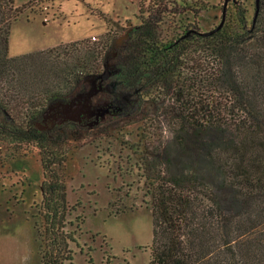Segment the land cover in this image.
Listing matches in <instances>:
<instances>
[{"label": "trees", "instance_id": "1", "mask_svg": "<svg viewBox=\"0 0 264 264\" xmlns=\"http://www.w3.org/2000/svg\"><path fill=\"white\" fill-rule=\"evenodd\" d=\"M14 1L0 0V144L38 148L49 236L41 264L72 261L73 240L62 231L58 147L144 115L145 104L162 103L161 95L173 98L181 124L173 148L151 150L142 161L153 219L150 264H264V0L249 24L245 7L234 1L238 29L223 25L209 35L197 22L206 5L141 0L139 23L125 28L116 49L117 38L106 35L9 57L11 25L34 2L16 8ZM188 12L193 23L168 36ZM105 64L106 84L93 101L115 110L91 129L67 122L40 130L48 105L87 91L85 78Z\"/></svg>", "mask_w": 264, "mask_h": 264}, {"label": "rangeland", "instance_id": "2", "mask_svg": "<svg viewBox=\"0 0 264 264\" xmlns=\"http://www.w3.org/2000/svg\"><path fill=\"white\" fill-rule=\"evenodd\" d=\"M32 1L15 0L14 6L22 8ZM140 1L34 0L11 25L8 56H23L85 39L98 42L106 35L119 38L125 28L139 23ZM234 1L245 7L249 24L255 0L185 3L209 8L197 19L200 31L205 33L218 26L224 4V27L228 31L238 29L232 12ZM181 21L177 30L170 28L168 36L182 32L194 17L188 12ZM110 61L107 59L106 64ZM161 98L162 103L161 99L149 100L144 115L110 124L105 134L95 131L78 142L69 140L58 147L56 159L63 163L56 171L66 191L62 231L73 240L68 242L72 261L62 264H105L103 252L108 264H150L153 219L142 161L151 150L165 152L173 148L181 124L174 113L173 98ZM0 145L7 148L0 153V264H41L40 251L46 249L49 236L45 238L44 234V177L38 148L30 144Z\"/></svg>", "mask_w": 264, "mask_h": 264}, {"label": "water", "instance_id": "3", "mask_svg": "<svg viewBox=\"0 0 264 264\" xmlns=\"http://www.w3.org/2000/svg\"><path fill=\"white\" fill-rule=\"evenodd\" d=\"M258 6L259 0H255V13L254 18L257 16L258 13ZM226 19V8L225 4L222 11L221 20L217 27L214 29L205 32V35L212 34L216 31H219ZM127 35H122L121 37L117 38L113 43V49L119 47L123 40H125ZM106 70V64L104 65V71L98 75L88 76L85 78V81L90 84L91 88L85 92L76 93L73 97L69 100H57L45 109L42 114L43 118H51L53 123L52 125H61L66 122H73L80 124L84 120H92L91 126L96 125L99 123L100 120L109 114L111 110H115L114 107H103V108H96L92 107V98L98 94L99 88L96 87L95 84L97 80H102L104 73Z\"/></svg>", "mask_w": 264, "mask_h": 264}, {"label": "flooded vegetation", "instance_id": "4", "mask_svg": "<svg viewBox=\"0 0 264 264\" xmlns=\"http://www.w3.org/2000/svg\"><path fill=\"white\" fill-rule=\"evenodd\" d=\"M224 7V6H223ZM107 77H108V74H107V72L105 71V73H104V76H103V78H102V80H97V82H96V84H95V86L96 87H100L99 88V92H101L102 90H103V87L105 86V84H106V80H107ZM87 88V90H89V88H91V86H90V84H89V86L88 87H86ZM98 92V93H99ZM97 95V94H96ZM95 95V96H96ZM108 106V104L107 103H100V102H95V101H93V98H92V107H96V108H103V107H107ZM108 107H114V106H108ZM91 121L92 120H84V121H82V123H80L79 125H81V126H85V127H87L88 129H91L92 127H93V125L91 126ZM101 121V120H100ZM100 121H99V123H100ZM42 125H39L38 127H39V129L40 130H45V131H49V130H53L54 128H56L57 126H59V125H52V123H53V121H52V119L51 118H43V120H42ZM67 123V122H66ZM65 124V123H64ZM62 125V124H61ZM97 125V124H96Z\"/></svg>", "mask_w": 264, "mask_h": 264}]
</instances>
